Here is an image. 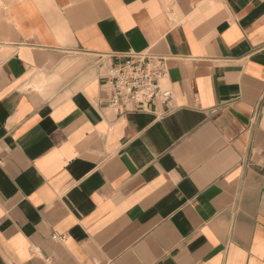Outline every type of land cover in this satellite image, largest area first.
I'll return each mask as SVG.
<instances>
[{"label":"crops","instance_id":"0c3cea01","mask_svg":"<svg viewBox=\"0 0 264 264\" xmlns=\"http://www.w3.org/2000/svg\"><path fill=\"white\" fill-rule=\"evenodd\" d=\"M0 264H264V0H0Z\"/></svg>","mask_w":264,"mask_h":264},{"label":"built area","instance_id":"2783aa9c","mask_svg":"<svg viewBox=\"0 0 264 264\" xmlns=\"http://www.w3.org/2000/svg\"><path fill=\"white\" fill-rule=\"evenodd\" d=\"M112 94L108 107L119 110L122 105H135L147 109L161 103L169 110L174 99L170 86L167 58L141 53L125 56L124 62L116 65L110 74Z\"/></svg>","mask_w":264,"mask_h":264}]
</instances>
